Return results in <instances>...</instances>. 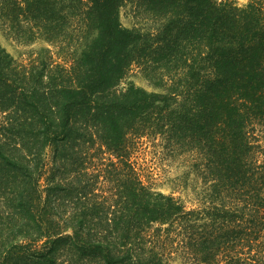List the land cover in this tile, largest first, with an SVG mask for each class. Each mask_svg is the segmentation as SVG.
Returning <instances> with one entry per match:
<instances>
[{
	"label": "trees",
	"instance_id": "1",
	"mask_svg": "<svg viewBox=\"0 0 264 264\" xmlns=\"http://www.w3.org/2000/svg\"><path fill=\"white\" fill-rule=\"evenodd\" d=\"M0 15L43 43L26 62L0 44V264H264V0H0ZM153 136L192 155V205L133 159Z\"/></svg>",
	"mask_w": 264,
	"mask_h": 264
},
{
	"label": "rangeland",
	"instance_id": "2",
	"mask_svg": "<svg viewBox=\"0 0 264 264\" xmlns=\"http://www.w3.org/2000/svg\"><path fill=\"white\" fill-rule=\"evenodd\" d=\"M234 1L243 5L248 0ZM119 19L124 26L130 27L134 23H138L132 6L129 4L121 7ZM12 27V24L0 15V44L15 60L26 62L43 43L35 40L23 44L14 35ZM128 79L147 91H158V88L145 79L136 65L129 72ZM134 146H136V152L133 159L137 161L146 181L152 183V189L179 197L186 205L195 203L196 194L193 187L198 186L195 183L197 180L196 171L191 167V154L173 153L169 146L160 141L159 136L143 138Z\"/></svg>",
	"mask_w": 264,
	"mask_h": 264
}]
</instances>
